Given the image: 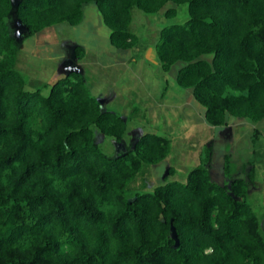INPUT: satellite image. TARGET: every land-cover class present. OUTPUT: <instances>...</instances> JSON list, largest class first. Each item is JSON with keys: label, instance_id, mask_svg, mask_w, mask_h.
I'll return each instance as SVG.
<instances>
[{"label": "trees", "instance_id": "trees-1", "mask_svg": "<svg viewBox=\"0 0 264 264\" xmlns=\"http://www.w3.org/2000/svg\"><path fill=\"white\" fill-rule=\"evenodd\" d=\"M91 3L122 51L138 44L134 9L187 5L189 20L159 33L162 71L179 65L177 84L191 90L212 127L229 117L264 119V0H20L16 15L31 38L81 24ZM11 10L12 0H0V264H264V236L248 202L255 167L229 189L215 183L209 142L186 183L127 199L144 167L169 157L172 140L147 133L107 158L92 126L121 141L126 122L103 111L79 72L54 82L48 96L28 90L6 22ZM74 54L83 60L86 50ZM224 174L231 175L230 154Z\"/></svg>", "mask_w": 264, "mask_h": 264}, {"label": "rangeland", "instance_id": "rangeland-1", "mask_svg": "<svg viewBox=\"0 0 264 264\" xmlns=\"http://www.w3.org/2000/svg\"><path fill=\"white\" fill-rule=\"evenodd\" d=\"M19 1L12 0L6 22L11 36L19 42L18 69L26 79L28 90L41 88L42 94L48 96L51 85L58 79L72 71L81 73L103 111L117 114L127 125L121 141L92 126L95 142L109 159L132 150L147 133L172 140L169 157L156 166H145L130 185L127 199H134L138 192H153L155 187L167 182L186 183L189 172L200 164L204 146L212 142L209 174L215 183L229 189L234 179H247L249 170L255 167V184L250 187L248 202L259 218L264 236V119L255 122L229 117L228 125L212 127L205 122V109L194 99L191 90L177 84L179 65L170 72L161 69L156 53L159 33L171 25H184L189 20L187 5L169 3L155 14L134 9L131 31L138 36V44L122 51L110 43V30L92 3L84 7L81 24L63 23L24 38L26 29L16 15ZM169 9H176L177 14L166 16ZM76 46L85 48L83 60L75 57ZM227 154L231 155L229 177L224 174ZM171 167L175 172L166 178Z\"/></svg>", "mask_w": 264, "mask_h": 264}]
</instances>
